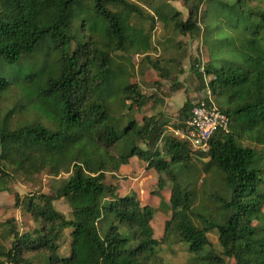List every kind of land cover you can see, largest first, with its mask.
I'll return each instance as SVG.
<instances>
[{"label":"trees","instance_id":"trees-1","mask_svg":"<svg viewBox=\"0 0 264 264\" xmlns=\"http://www.w3.org/2000/svg\"><path fill=\"white\" fill-rule=\"evenodd\" d=\"M170 1L187 9L186 19L170 3V12L158 6L154 13L164 27L208 41L206 64L195 60L190 69L199 93L209 90L228 118L207 152L192 151L171 132L185 128L197 101L187 97L174 122L159 109L165 100L158 94L168 98L183 87L175 76L184 54L177 57V45L172 56H151L150 33L132 24L143 16L137 3L0 0V69L14 72L0 76V191L42 173L57 182L50 194L14 195V208L39 228L35 236L11 230L15 240L8 249L0 245V264H31L24 251L37 264H146L172 239L187 247V264H264V6H249L264 0ZM132 56L141 57L136 66ZM36 57L37 69L27 65ZM136 67L140 76L154 71L157 95L131 82ZM164 82L170 93L162 92ZM133 108L140 122L125 115ZM133 158L172 183V214L160 240L154 209L135 194L116 198L115 186L105 184L106 174ZM59 200L68 218L54 208ZM68 230L70 253L60 257Z\"/></svg>","mask_w":264,"mask_h":264},{"label":"rangeland","instance_id":"rangeland-1","mask_svg":"<svg viewBox=\"0 0 264 264\" xmlns=\"http://www.w3.org/2000/svg\"><path fill=\"white\" fill-rule=\"evenodd\" d=\"M130 1L137 3L143 10V16H134L132 24L137 27L141 26L150 33V36L152 37V44L155 47V51L151 53L152 57H157L158 54L159 58L165 57L166 55L172 56V48H176L177 45L179 48L174 49L177 53V57L184 54L180 62V68L183 73L175 76L183 87L181 90L170 94V98L167 101V97L165 98L163 94H158V91H153V88L157 89L153 85L155 75L154 71H149L148 74H143L142 76H140L137 71V67L132 71L131 82H136L141 91L145 94L156 92L155 95L158 94L164 98L166 104L163 107H159V109H162L170 121L174 122L178 108L183 104L187 97L195 103L205 94L204 92L199 93L197 90L196 86H198L199 83L190 68L193 66L195 60H198L201 64H206L207 50L205 46L208 41L202 39V37L190 39L187 36H182L178 32L171 29V27H164L157 19L154 9L161 6L162 8L160 7L159 10H165L168 13L170 12L167 8V6H169L167 4L169 3L181 13L182 19H186L187 9L184 8L180 2H172L170 0ZM249 6L254 10H258L263 9L264 3L249 2ZM204 10L205 6H200L199 13H202ZM148 16L153 17V19L147 18ZM218 46H220V42L218 43ZM131 58L135 66L141 60V57L137 56H132ZM40 64L41 59L39 57L32 58L27 61V65L35 66V69H37ZM23 72H28V69L25 68ZM13 75L14 72L11 69H0V76L10 77ZM207 80L208 79L206 78L205 82H207ZM168 88V82H164L162 92L170 93ZM144 111L151 113L147 109ZM125 115L134 117L138 122H140L141 114L135 108L129 110L128 112L126 111ZM123 121L124 120L122 118L121 122L124 125ZM158 148L161 150V145H159ZM198 157L199 156L194 154L192 157V164L197 168H199L201 161ZM159 183L161 184L160 186ZM56 184L57 182H53L51 178L42 173L36 176L35 180L31 183H27L19 177L15 178L9 183L8 191H0V245L4 246L6 249L10 247L12 242L15 240L13 235H11L12 231L17 233V237L25 234L35 236L34 230L39 228V223H36L31 218L30 214L23 208H14V195L18 194L20 197H24L35 193L50 194L56 187ZM105 184L115 186L116 198L127 194H135L141 205H150L154 209V219L152 222L153 236L158 240L162 238L164 225L169 221L172 214V209L169 206L172 183L164 174H159L153 169H148L144 162L133 158L129 161V164L123 166L118 173L106 174ZM200 186L201 181L197 183V188H200ZM261 190L264 191V187H261ZM200 191L201 189L198 190L197 193L199 195V199H202V197H200ZM206 204L209 206L213 205L208 201ZM54 208L66 217H69V208L63 200L56 201L54 203ZM208 238L213 247L217 248V235L214 230L208 233ZM70 242L71 238L67 237V234L64 233V238L60 243V248L58 250V255L60 257L69 255ZM189 256L190 254L187 251V247L182 243H176L172 239L165 243L161 242L156 247L155 255L146 264H187ZM22 258L31 264H37L36 261H39L38 258H33V252L28 251L23 252ZM237 262L238 260L236 259L227 260L228 264H237Z\"/></svg>","mask_w":264,"mask_h":264},{"label":"built area","instance_id":"built-area-1","mask_svg":"<svg viewBox=\"0 0 264 264\" xmlns=\"http://www.w3.org/2000/svg\"><path fill=\"white\" fill-rule=\"evenodd\" d=\"M227 127V116L218 110L209 90H206L192 108L185 128L171 132L185 141L192 151L207 152L212 135L218 130L227 131Z\"/></svg>","mask_w":264,"mask_h":264},{"label":"crops","instance_id":"crops-1","mask_svg":"<svg viewBox=\"0 0 264 264\" xmlns=\"http://www.w3.org/2000/svg\"><path fill=\"white\" fill-rule=\"evenodd\" d=\"M169 98H170V97H168V98L166 99V101H167ZM166 101H165V104H166ZM181 106H182V105H181ZM181 106H180V107H181ZM180 107H179V108H180ZM179 108H178V109H179ZM121 169H122V168H121ZM53 205H54V204H53ZM69 212H70V210H69ZM69 212H68V214H69ZM67 218H68V216H67ZM65 233L67 234V237H69V236H68V233H69V232H68V231H65Z\"/></svg>","mask_w":264,"mask_h":264}]
</instances>
